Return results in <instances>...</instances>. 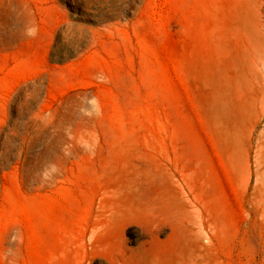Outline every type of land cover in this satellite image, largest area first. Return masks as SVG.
I'll use <instances>...</instances> for the list:
<instances>
[{
	"label": "rangeland",
	"instance_id": "1",
	"mask_svg": "<svg viewBox=\"0 0 264 264\" xmlns=\"http://www.w3.org/2000/svg\"><path fill=\"white\" fill-rule=\"evenodd\" d=\"M0 264H264V0H0Z\"/></svg>",
	"mask_w": 264,
	"mask_h": 264
}]
</instances>
